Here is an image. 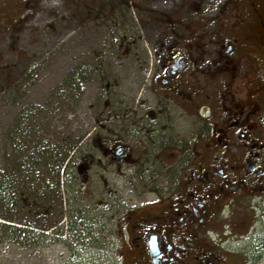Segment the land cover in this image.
<instances>
[{
  "label": "flooded vegetation",
  "instance_id": "af4514ba",
  "mask_svg": "<svg viewBox=\"0 0 264 264\" xmlns=\"http://www.w3.org/2000/svg\"><path fill=\"white\" fill-rule=\"evenodd\" d=\"M200 1L74 0L101 33L72 36L63 189L147 181L109 218L122 264H264V0Z\"/></svg>",
  "mask_w": 264,
  "mask_h": 264
},
{
  "label": "rangeland",
  "instance_id": "374dc122",
  "mask_svg": "<svg viewBox=\"0 0 264 264\" xmlns=\"http://www.w3.org/2000/svg\"><path fill=\"white\" fill-rule=\"evenodd\" d=\"M85 32L90 38L101 29L75 10L74 0H0V171L7 172L11 183L15 180L20 184L15 182L13 187L22 196L25 194L19 189L27 187L32 188V195H39L31 198L28 208L0 209L1 215L12 220L9 223L0 218L9 227L0 231V264H122L117 245L111 241L115 239V227L109 218L117 215L116 209L144 204L153 197L143 195L147 181L135 179V175L109 177V189L114 193L98 182L99 195L78 202L63 188L58 193L52 184V191L44 195L36 183L37 160L25 154L21 159L19 145L13 144L20 121L27 127L28 142L32 144L40 139L53 140L57 133L74 140L84 135V129L73 123L70 103L74 88L70 78L73 54L85 50L84 40L76 46L78 42H72V36L80 38ZM34 152L31 145L26 150L28 156ZM27 163L34 165L33 174ZM26 176H31V181ZM36 204L39 210L43 208L37 216L32 207ZM79 217L94 221L92 228L86 224L82 227L91 234L69 240L70 227L76 234ZM11 227H21L22 231Z\"/></svg>",
  "mask_w": 264,
  "mask_h": 264
},
{
  "label": "trees",
  "instance_id": "16d2710c",
  "mask_svg": "<svg viewBox=\"0 0 264 264\" xmlns=\"http://www.w3.org/2000/svg\"><path fill=\"white\" fill-rule=\"evenodd\" d=\"M27 132H28L27 127L25 126L24 128L23 121H20L19 126L17 127L16 131L13 133L14 138L12 136L13 138L12 141H13V144L19 145L20 151L18 152L19 153L18 156L21 159L24 158L23 154H25L27 157L37 160V165L39 167V171L37 170L38 176L36 178L37 187L41 188L42 191H44V195L47 193V190L52 191L50 189L52 185H55V188H57L59 191L58 193H60V189L62 188V186L66 187L65 189H69L70 187L68 186L70 184L69 182L71 178H70V175H68L67 173L66 167L68 168V164H70V159L72 157L73 148L75 147L76 142L79 141V139L74 140L71 136H68V135L64 136L63 133H57L56 138L53 140L45 141V140L40 139L38 140L36 144H32L31 142H28L30 139L28 137ZM30 145L33 146L35 149L33 156L31 155L28 156V154H26V150ZM29 167H30L29 168L30 172L33 174L34 168L32 167H34V165L32 166L29 165ZM62 172H63V183H61V176H60ZM6 173H4L5 174L4 175L0 171V209L6 208V210L8 209L11 210L13 208L20 207V206H23V208L25 207L28 208L29 202L32 201L31 198L35 196L39 197L38 193L32 195L31 187H27L26 190L24 188H21L19 190L23 191L25 194V196H22L21 193L15 188L16 186L13 187V183H15L16 181L12 180V183H11L7 179ZM19 176L23 177L21 174H19ZM31 176H26L28 178L27 181H31ZM50 181H53L54 184L50 183ZM15 184L20 185L17 182ZM32 207L35 208V210L33 211V214L35 216H37L38 213L42 212L43 208L39 210V204L32 205ZM42 214H44L45 216L46 212H44L43 210ZM0 218H4V221H9V223H11L12 221L10 218H8L5 215L0 214ZM35 219L36 218H34V220ZM6 225H7L6 223L0 222V231L7 230V228L9 227ZM76 225H77V231H75L76 234L72 233L73 227H70L71 237L69 240H72L75 238L79 239L80 236L91 234V233H86L85 229H82V227L86 228L84 222H81L80 220L76 221ZM11 229H14L16 231L18 230L20 232L22 231L21 227L19 228L11 227Z\"/></svg>",
  "mask_w": 264,
  "mask_h": 264
}]
</instances>
